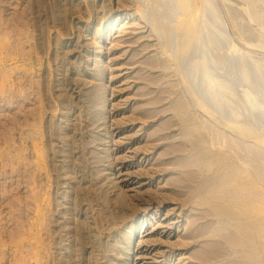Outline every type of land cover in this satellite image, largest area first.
Listing matches in <instances>:
<instances>
[{
    "label": "rangeland",
    "instance_id": "obj_1",
    "mask_svg": "<svg viewBox=\"0 0 264 264\" xmlns=\"http://www.w3.org/2000/svg\"><path fill=\"white\" fill-rule=\"evenodd\" d=\"M237 1L0 0V264H141V239L161 252L160 264H186L211 240L214 217L197 203L191 247L178 240L185 213L170 239L139 231L156 206L160 219L191 210L185 178L196 170L174 168L191 148L181 136L188 123L205 127L211 154L246 153L227 134L255 145L250 168L264 173V79L254 71L264 68V48L253 45L264 40V20ZM181 99L190 121L171 110Z\"/></svg>",
    "mask_w": 264,
    "mask_h": 264
},
{
    "label": "bare ground",
    "instance_id": "obj_2",
    "mask_svg": "<svg viewBox=\"0 0 264 264\" xmlns=\"http://www.w3.org/2000/svg\"><path fill=\"white\" fill-rule=\"evenodd\" d=\"M242 1L249 2V7H247L248 5L246 6L248 8L247 9V12L249 14L248 16L253 21H256L258 23L263 22L264 20V0H242ZM138 10L141 12L140 17L144 18L143 19L144 22L148 21L147 16H146L147 14L145 15L147 11L145 6L140 5L139 7L136 8V11ZM127 15H129L128 11L125 12V16ZM118 20H120V17L116 18V21ZM23 26L24 25H22V27ZM20 29H21V26H20ZM23 29L24 28H22L21 30ZM202 31L205 33L208 32L207 23L200 24L199 32H202ZM153 32H155L154 34H156L157 35L156 37H158L157 38V40L159 41L158 43L162 45L161 34L156 30H153ZM262 37L264 36L262 35ZM99 38L100 39L102 38V34L98 35V39ZM253 45L264 48V40L260 39L258 43L256 44L254 43ZM161 48H162L161 53H165L166 49L163 48V46ZM23 50L25 49L23 48ZM22 51L19 52L20 56L22 57L21 60H19V62H21L22 65H26L27 61L25 59V55L24 56L21 55L25 51L23 53ZM101 57H102V53L100 55V59ZM158 64L160 66L159 69H163L164 71H166L165 69L168 68L167 64L165 62H162L161 58H158ZM240 65H241L240 67H242L241 63ZM239 69H242V68H239ZM254 71L256 73H259L264 79V68L257 67L254 69ZM23 75L24 73L22 74V76ZM20 78L23 79V77H20ZM24 86L25 85H23L22 88ZM112 91L114 92V90ZM171 108H172L171 110H173V112H175L181 118L180 120L186 119L190 121L192 114H191L189 105L185 101H183L182 99L177 100L173 102V105ZM21 110H23V107ZM33 112L35 113L36 110ZM147 112H148L147 110H143L141 115L144 116L145 114H147ZM28 114L30 113L28 112ZM195 122H191V124L187 122L188 124L182 128L181 136L187 139V141H189V146L191 148L187 155H183L182 159L179 160L177 164H174V168H175V171H177L178 176L180 175L179 170L181 168L186 167V169L188 168V170L190 168L191 169L190 171H192V169L196 170V173L192 172L190 174L189 173L186 174V175L189 174V176L188 177L186 176L185 178L189 181V183L185 187L186 194L188 196V199H187L188 201H186V203L188 202L191 206L192 204L197 203V204H200L201 206L204 205L208 207L205 213L207 215L209 214L210 216L214 217V223H212L213 225L211 229L205 235V236H210L211 240L209 242L207 241L208 243L206 241L203 242V246L201 245V251L195 254L192 253L188 257V262L186 264H196L195 260L197 259H199V261L202 264H215V263L217 264H260L261 262L260 257L262 258V256L264 255V229H263L264 228V187H262L264 183L261 181V173L263 172H261L260 169H257L256 166H251L250 168V165L256 164V156L260 153H258V149L256 151L255 145L245 146L240 139H237L236 137H231L227 134L226 141L230 144L229 147L232 146L233 148H235V150L236 148H239L245 151L247 154L243 153L244 154L243 155L239 153L237 154L239 156L238 157L235 156L234 158H227L228 153L226 155L223 153L222 154H213V153L211 154V150H209L210 144L208 146V144L206 143L207 140L205 141L204 139H200V137H203V136H200L201 128L198 125H196ZM201 127L205 129V127L203 126ZM204 129H201V130L204 131ZM212 131L215 137H218L219 139H224V136L220 134V131L218 130H212ZM156 133L157 132H154L151 135L156 134ZM159 139L161 138L158 137V138H155L154 140H159ZM193 139H195L196 142L199 139L198 140L199 144L194 143L195 141L192 142ZM212 143L213 142H211V144ZM175 148L177 149V147ZM176 149H174V151ZM21 151L23 150L21 149ZM176 151L179 152L178 150ZM230 156L231 155L229 154L228 157ZM159 163L162 165L165 163V161L161 160ZM178 181H180V179H177L176 182H174L173 184H176ZM195 181L197 182V184H194ZM174 192L175 194L178 193L177 190H174ZM183 205L185 204H182V206ZM200 205L192 206L189 213L188 211H185V212L180 211L177 215H176V209L170 208L166 210L165 214L163 215L164 216L163 219H160V216L158 217L157 206H156V209L153 212H151V214H150V211H147V213H145L146 211H144V215H143L144 227L142 225L139 233L143 234L144 236H147V235L149 236L150 234L155 233L156 230H161V234L163 233L164 236L165 234L169 232L166 238L170 239V235L172 231L175 229V227L177 226V229L180 228L181 225L178 226L179 222H181L179 218L182 216V214L185 213V223L186 224L184 223L185 226L183 227L185 232L183 233V235L179 236L178 238V240L181 239L180 241L181 243L178 241L175 243H169V247L171 251H168V252H169V256L172 257L174 255V252L176 250L178 251L179 249L178 247L180 244L182 245L185 244L184 246L188 245V247H191L194 244L195 238L197 237V228H196V220H197L196 211L197 210L195 211L194 208L199 207ZM36 210H37V213L38 211H40L39 209H36ZM137 215L138 213L136 212L132 214L133 216L132 224H134V226H136L135 222H136ZM147 215H149L150 216L149 218L152 220L150 223L151 231L149 232L147 230L148 229L147 228L148 219L147 218L145 219V216ZM173 215H176L177 217L176 216L173 217ZM135 228H133V232L135 230V232L138 233V231ZM131 240H132V236L129 237L128 243H131ZM151 246H153L151 241L148 242L143 239H141L137 243L136 252H138V254L135 255L136 256L135 260H138L137 263L142 262L141 264H160L163 262L162 260L161 261L158 260L161 257V252H156L152 254L151 252L153 249L150 250ZM179 254L181 253L179 252ZM214 258L216 259L214 260Z\"/></svg>",
    "mask_w": 264,
    "mask_h": 264
}]
</instances>
